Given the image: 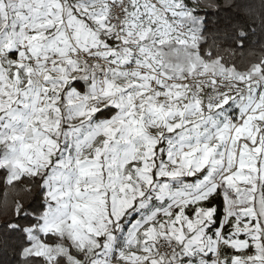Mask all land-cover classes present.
I'll list each match as a JSON object with an SVG mask.
<instances>
[{
  "label": "snow or ice",
  "instance_id": "obj_1",
  "mask_svg": "<svg viewBox=\"0 0 264 264\" xmlns=\"http://www.w3.org/2000/svg\"><path fill=\"white\" fill-rule=\"evenodd\" d=\"M211 9L0 0V264H264V57Z\"/></svg>",
  "mask_w": 264,
  "mask_h": 264
},
{
  "label": "trees",
  "instance_id": "obj_2",
  "mask_svg": "<svg viewBox=\"0 0 264 264\" xmlns=\"http://www.w3.org/2000/svg\"><path fill=\"white\" fill-rule=\"evenodd\" d=\"M208 0H202L207 3ZM220 10L211 9L214 13L210 16V26L218 21L223 23H239L254 32L243 49L236 50L233 57L240 66L247 65L261 57H264V28L261 27V13L264 12V0H216ZM209 11L210 9H203ZM16 197L12 189L0 185V239L6 236V223L11 219L10 205Z\"/></svg>",
  "mask_w": 264,
  "mask_h": 264
}]
</instances>
